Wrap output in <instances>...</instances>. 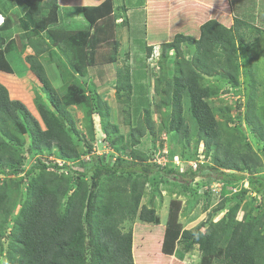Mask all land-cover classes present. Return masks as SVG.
Listing matches in <instances>:
<instances>
[{
  "label": "trees",
  "instance_id": "1",
  "mask_svg": "<svg viewBox=\"0 0 264 264\" xmlns=\"http://www.w3.org/2000/svg\"><path fill=\"white\" fill-rule=\"evenodd\" d=\"M152 1L155 6L170 7L169 0H149L151 4ZM18 3L24 10L20 26L27 31V45L33 49V53L24 59L41 83L34 103L44 127L41 128L20 100L10 98L6 87L0 83V176H4L0 177V237L10 216L12 220L5 247L0 239V256L5 258L3 264H135L132 222L159 223L154 209L140 204L142 194L137 190L136 179L143 177L145 182L153 184L152 172L171 173L173 169L163 167L167 163L159 165L155 159L146 161L133 154L130 159L117 156L109 164L103 161V155L93 151L91 144L78 143L84 135L76 129L68 106L83 110L90 123L88 134L91 139L94 131L92 113L107 121L108 107L98 97L95 102L90 101L76 84L77 79L72 78L74 82L70 84L64 74L65 94L60 98L37 58L51 50L49 41L57 42L56 36L60 32L59 44L66 46L60 48L68 57L67 63L81 76L87 73L84 70L89 66L112 62L118 41L114 38L117 26L111 13V0L83 7L92 30L47 29L45 39L35 38V31L30 28L37 26L41 18L54 23L58 0H18ZM216 5V8L204 5L200 11V16L205 19L194 24L197 35L176 32L171 41L163 43L161 51V56L168 49L178 53L183 43L193 48L191 65L186 63L184 73L175 75L172 81L173 102L179 105L180 94L186 93L190 113L198 127V138L207 149L217 140V132L215 118L206 101L211 90L201 84V75L212 74L211 68L219 65L223 68L224 78L237 83L236 40L242 41V31L232 28L245 22L240 13L233 15L232 12L231 17L229 0H217ZM157 8L161 12L166 10ZM10 28L11 20L6 16L0 31ZM147 47L150 55L151 47ZM11 49H16L14 40L3 48L0 46L2 70L9 71L7 53ZM64 73L68 72L64 70ZM116 75L123 82L121 73L117 71ZM127 87L128 84L123 85L119 90ZM179 120L173 116L168 129L174 128ZM147 123L150 130V122ZM249 125L253 132L258 131L253 121ZM115 130L116 127L109 124L104 137L110 140L109 136ZM132 140L136 144L137 139ZM109 142L114 143L113 140ZM51 154L54 156L50 159ZM27 159L32 161L25 168L22 165ZM214 162L212 169L216 172V180L226 184L244 178L255 193L264 191V178L254 174L241 175L238 169L225 172L221 168L230 169L226 160ZM198 169L187 165L181 173L175 172L182 178L184 189H187V180H193ZM14 175L19 177L16 179ZM122 176L133 179L129 188L110 185V180ZM23 179L27 180L25 186ZM174 204L175 212H170L162 237V253L182 259L185 252L196 246L200 252L198 264H211L213 260L219 264H264V225L262 215L254 214L253 208L246 209L243 217L238 219L235 205L217 221H212V214L218 211L215 209L208 220L190 229H180L176 223L179 202H172V206ZM16 205L19 207L14 214Z\"/></svg>",
  "mask_w": 264,
  "mask_h": 264
},
{
  "label": "rangeland",
  "instance_id": "2",
  "mask_svg": "<svg viewBox=\"0 0 264 264\" xmlns=\"http://www.w3.org/2000/svg\"><path fill=\"white\" fill-rule=\"evenodd\" d=\"M16 1H0L2 8L11 10L8 14L11 28L0 31V46L3 48L10 40H14L16 48L7 53L9 71L0 69V83L6 87L9 97L20 100L43 128L34 103V96L40 91L41 83L25 59L23 60V56L29 51L24 50L29 42L27 31L20 27V15L23 11ZM169 1L175 13L170 16L171 21L169 20L168 24L167 17L165 18V22L160 25L161 30L163 29L161 32L156 31L152 39L142 42L139 38L140 31H127L126 25L122 26L114 36L118 41L114 60L85 68V75L81 76L67 63L68 57L59 47L60 32L56 36L58 42L50 43L51 50L37 57L60 98L65 94L64 74L70 84L74 82L72 78L77 79L75 83L80 85L84 96L90 101L95 102L98 97L108 107L107 121L92 113L94 131L91 139L88 134L90 123H87L83 110L68 106L76 129L84 135L78 143L82 144L84 141L91 144L93 151L103 155V161L109 164L117 156L130 159V154H133L146 161L155 159L159 165L167 163L163 167L173 169L171 173L152 172L150 178L153 184L145 182L143 177L136 179L137 190L142 194L140 204L152 207L159 223L132 222V253L135 264H198L200 252L196 246L185 252L182 259L160 251L167 218L170 212H175V204L172 206L175 201L179 202L176 223L180 229H190L201 221L208 220L207 217L209 218L215 209L218 211L212 214L211 220L217 221L235 205L238 207L236 218L241 219L245 210L251 207L254 214L262 215L264 225V191L255 193L244 178L223 184L214 178L216 172L212 169L215 160H226L230 169L221 168L222 171L238 169L241 175L254 174L264 178V27L256 21L255 25L244 22L232 28L234 31H242V41L236 40L237 83L226 80L223 68L219 65L211 68L212 74L201 75V84L211 90L206 101L215 118L217 132V140L207 149L198 138V127L190 113L186 93L180 94L179 105L173 102L172 81L175 75L184 73L186 63L191 65L193 48L183 43L178 53L168 49L164 50L161 56V51L163 43L171 41L176 32L197 35L194 24L205 19L200 16V11L205 8L204 5L216 8L217 0ZM82 2L90 7L98 5L100 0ZM235 3L238 1L235 0ZM152 4L154 5V1ZM159 12L161 11L157 14L160 15ZM262 17L264 18V15ZM56 22L57 20L50 24L49 20L41 18L37 26L30 28V31H35V38L45 39L47 29L57 28ZM156 27L158 26H151L153 30H156ZM110 45L112 46V42ZM147 46L151 47L150 55L147 54ZM63 47H66L65 44ZM29 48L33 53V49L30 46ZM64 70L68 73H64ZM117 71L121 73L123 82L116 75ZM127 84V89L119 90ZM173 116L180 119L179 123L168 129L172 125L170 121ZM247 118L258 126L257 132L251 130L249 123L252 121L249 122ZM148 121L150 130L147 128ZM109 124L116 127L109 136L114 142L112 144L104 137L105 132L109 130ZM132 129H136V132L133 133ZM133 138L137 139L136 144L132 142ZM53 156L54 154L50 155L51 158ZM31 161L27 159L24 166L28 167ZM187 165L192 169H199L193 180H187L188 186L184 189L182 178L175 172L181 173ZM13 177L17 179L19 176ZM109 182L114 188L122 185L129 188L133 179L122 176ZM23 183L25 186L27 180L23 179ZM18 207L19 205L15 206L14 214ZM11 223L10 216L2 228L3 235L0 239L3 247L8 240ZM126 227L127 224L124 228ZM262 232L264 233V229ZM4 261V256H0V264ZM211 264L219 263L213 260Z\"/></svg>",
  "mask_w": 264,
  "mask_h": 264
},
{
  "label": "crops",
  "instance_id": "3",
  "mask_svg": "<svg viewBox=\"0 0 264 264\" xmlns=\"http://www.w3.org/2000/svg\"><path fill=\"white\" fill-rule=\"evenodd\" d=\"M4 1V0H0ZM63 1H69V0H63ZM61 2V0H58V7L56 10L57 14V22L56 27L62 28L65 31H77V30H86L90 29L92 30V25L87 20L83 7L88 6L84 4L83 0H70L68 3ZM104 0H100L102 2ZM238 3H235V0H229L230 3V9L231 12H233V15H242V18L245 20V22H250V24H256L254 22L258 21L263 27H264V18L262 17L264 15V0H237ZM244 1V2H243ZM18 3V0L16 1ZM243 3V7H241V4ZM111 6H112V14L115 16V25L116 31L118 33V29H120L122 26L126 25L127 31H140V40L142 42L148 41L149 38L152 39L155 32H161L160 25L165 22V18L167 17L166 24L169 23L170 16L175 13L173 11V8L165 6H153L149 0H111ZM235 4V5H234ZM237 4H239L237 6ZM6 5V4H5ZM97 5V4H96ZM96 5H90V6H96ZM163 7L166 8L164 12H159V10ZM1 14L2 16L8 17V14H10L11 10H5V8L1 7ZM10 11V12H9ZM22 15H20V24L22 22V16L24 15V10L22 9ZM12 14V13H11ZM232 15V14H231ZM232 15V16H233ZM157 17V20H156ZM171 21V20H170ZM158 24V25H157ZM158 26L156 27V30H153L151 26ZM21 27V26H20ZM76 27V28H75ZM169 27V26H168ZM23 30V29H22ZM142 35V36H141ZM161 36V35H160ZM48 41V40H47ZM51 41H49L50 44ZM58 42V40H57ZM56 42V43H57ZM153 42V41H152ZM54 43V42H51ZM60 43V42H59ZM62 46V44H59V47ZM28 52L25 53L26 55L32 54L31 49L29 48V45H27V48L24 50H28ZM24 50L22 53H24ZM24 60V56H23Z\"/></svg>",
  "mask_w": 264,
  "mask_h": 264
},
{
  "label": "clouds",
  "instance_id": "4",
  "mask_svg": "<svg viewBox=\"0 0 264 264\" xmlns=\"http://www.w3.org/2000/svg\"><path fill=\"white\" fill-rule=\"evenodd\" d=\"M0 18H1V20H0V26H1L4 22V17L2 16V14H0Z\"/></svg>",
  "mask_w": 264,
  "mask_h": 264
},
{
  "label": "built area",
  "instance_id": "5",
  "mask_svg": "<svg viewBox=\"0 0 264 264\" xmlns=\"http://www.w3.org/2000/svg\"><path fill=\"white\" fill-rule=\"evenodd\" d=\"M0 20H1V18H0ZM50 159H51V157H50ZM22 166H24V165H22ZM25 168H27L26 166H24Z\"/></svg>",
  "mask_w": 264,
  "mask_h": 264
}]
</instances>
